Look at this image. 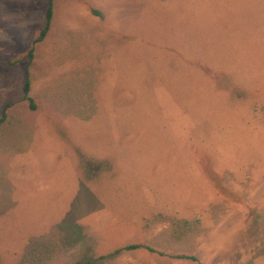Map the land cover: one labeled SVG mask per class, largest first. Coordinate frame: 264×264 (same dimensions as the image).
<instances>
[{"label":"rangeland","instance_id":"374dc122","mask_svg":"<svg viewBox=\"0 0 264 264\" xmlns=\"http://www.w3.org/2000/svg\"><path fill=\"white\" fill-rule=\"evenodd\" d=\"M51 3L0 0V264H264V0Z\"/></svg>","mask_w":264,"mask_h":264},{"label":"trees","instance_id":"16d2710c","mask_svg":"<svg viewBox=\"0 0 264 264\" xmlns=\"http://www.w3.org/2000/svg\"><path fill=\"white\" fill-rule=\"evenodd\" d=\"M51 0H46V8H45V12H44V21H43V25H42V28L41 30L39 31L37 37L31 42L32 45H35L37 44L38 42H40L47 30H48V27H49V22H50V19H51ZM32 56V49H30L27 53V57L28 58H31ZM24 76H23V83H22V86H21V93H22V98L24 101L27 102L28 104V108L29 110L33 111L35 109V105L33 104L32 102V99L29 97V75H28V65L24 68ZM7 108V105H5L3 108H2V111L0 112V124L4 121L6 115H5V109ZM194 223V222H193ZM197 223V222H195ZM185 224V223H184ZM138 249H143L149 253H154V251L150 248V247H147V246H144V245H136V244H131V245H125V246H122V247H119L117 249H115L112 253L110 254H107V255H104L102 257H98L97 260L95 259V261H90V262H76L75 264H93V262H102L104 261V259H108V258H111L113 256H116L122 252H130V251H134V250H138ZM47 249L45 251V255L43 253H40V251H38L37 253H35V256L32 258H30V262L34 263V264H42V260H47L49 258L48 254H47ZM31 253H34L31 252ZM30 254V253H29ZM159 255H162V254H159ZM175 259H179V260H184V261H189V262H192V263H196L197 260L195 257L193 256H190V255H177V256H174Z\"/></svg>","mask_w":264,"mask_h":264},{"label":"crops","instance_id":"0c3cea01","mask_svg":"<svg viewBox=\"0 0 264 264\" xmlns=\"http://www.w3.org/2000/svg\"><path fill=\"white\" fill-rule=\"evenodd\" d=\"M5 115L6 117L4 121L0 124V138L2 140H6L8 143L10 142V144L12 143V141H15L16 143L17 141L18 143L19 141L21 143H24L30 133L27 127L25 126V123L22 120H11V119L9 120L7 113H5ZM21 143L19 144L20 146H17V148L16 147L12 148L8 146H2L3 143L0 141V151H3L8 157L12 158L16 154H18L19 151L21 150ZM2 200H3V195L0 191V219L2 217V212L7 209L6 205H2ZM59 201L60 199H58V203L60 207ZM46 232L33 233L31 236L26 237L25 240L39 238ZM15 254L16 253H14L13 255Z\"/></svg>","mask_w":264,"mask_h":264}]
</instances>
